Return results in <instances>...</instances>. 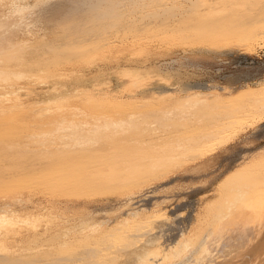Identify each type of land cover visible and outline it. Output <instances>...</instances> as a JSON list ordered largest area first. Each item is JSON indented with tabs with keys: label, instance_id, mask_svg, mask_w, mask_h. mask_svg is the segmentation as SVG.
<instances>
[{
	"label": "rangeland",
	"instance_id": "374dc122",
	"mask_svg": "<svg viewBox=\"0 0 264 264\" xmlns=\"http://www.w3.org/2000/svg\"><path fill=\"white\" fill-rule=\"evenodd\" d=\"M25 2L0 0V37L13 43L7 53L0 51V139L8 140H0L5 150L0 162L8 160L17 172L28 170L32 176L60 160L41 149L14 156L31 143H47L50 148L51 142L63 148L72 145L71 136L87 139L97 131L127 136L126 125L135 128L134 122L154 127L173 119L204 121L212 104L237 100L247 88L252 96L245 101L264 98V3L216 17L135 15L115 30L117 17L101 20L88 4L51 12L40 6L20 8ZM109 24L108 35L101 33ZM12 47L14 53L9 51ZM140 112L144 114L133 117ZM154 113L159 117L152 119ZM244 125L233 140L205 156L118 190L79 187L60 192L52 187L53 180L0 183V216L5 217L0 222V264L13 259L46 264L66 241L73 245L66 247L71 254L105 236L110 239L127 219L152 214L166 213L178 228L152 248L156 261L148 258L147 264L165 263L184 236L197 243L206 234L219 233L229 207L233 203V210L240 207L239 188L264 170V119ZM26 133L30 140H25ZM10 150L12 157L7 156ZM252 193H245V199ZM263 223L255 228L260 243ZM49 254L51 259L44 263ZM57 255L54 259L61 258ZM132 259L118 264H131ZM170 259L166 264L181 261Z\"/></svg>",
	"mask_w": 264,
	"mask_h": 264
},
{
	"label": "bare ground",
	"instance_id": "6f19581e",
	"mask_svg": "<svg viewBox=\"0 0 264 264\" xmlns=\"http://www.w3.org/2000/svg\"><path fill=\"white\" fill-rule=\"evenodd\" d=\"M17 1L20 3L23 0ZM80 2L93 7L97 17L101 20L109 21L117 17L118 21L114 24L115 27L122 24L126 17L135 15H142L147 19H152L154 17L174 19L179 16L216 17L224 13L235 15L256 4L264 3V0H28V2L21 4L20 8L40 6L44 11L48 9L51 11L59 7L60 11L63 12L61 8L70 7L74 9ZM67 12L69 13L70 11ZM136 21L138 20L136 19ZM110 26L112 25L109 24L104 26L101 33L109 31L108 27ZM117 31L120 32L119 30ZM106 35L108 34L106 33ZM94 39L95 38H93V40ZM12 45L13 43L10 38L0 37L1 54L7 53L8 48ZM9 51L14 53V48L9 49ZM1 72L2 71H0V73ZM252 93H254L253 89ZM250 94L251 90L247 88L237 100L234 99L232 102L223 104H214V106L212 104V112H209L208 116H206V112L204 117H202L205 120L200 122L192 119V121L189 119H173L174 121H169L170 123H156L157 125L154 127H142L140 122H134L133 124L137 126L135 128H130L133 125H126L127 128H125V130H129L131 134L128 132L129 135L127 134V136H125L126 133L124 134V132H122V135L124 134L123 137L125 136L123 140H121L122 135H120L121 137L115 136V133L119 135L117 131H97L94 137L87 139H82L80 135L71 136L72 138L69 143H72V145L68 147L63 146V148H59L61 146L60 144L52 146L51 142H48L50 143V148L45 146L47 143L42 145L31 143L25 150L24 147L18 149L14 156H19L21 153L23 154V152L41 149L47 156L56 154L60 160L52 163V165H50L51 167L42 168L39 173H35L32 176L27 175L26 172H28V170L17 172L18 169L14 166L11 167L7 162L8 160H4L5 162H0V164H2L0 166V183L3 184L1 186L8 185L4 184V182L15 185L19 183L38 184V182H51L53 180V182H51L53 184L52 187H54L55 191L60 192H67L79 187L94 190H118L139 181L146 180L149 177L160 175L172 169L170 167L183 164V162L185 163L189 159L205 156L206 153L212 151V149L214 150L216 146L223 143L226 144V142L235 137L243 128L242 126L247 124L250 120L258 121L264 119V98L256 101L253 99L245 101L244 98L248 97ZM250 96H252V94ZM210 110L211 109L208 111ZM210 113L212 114L209 115ZM133 114L131 113L128 116H133ZM141 114L144 113L140 112L137 116L133 117H140ZM154 114L152 115V119L159 117L158 113ZM147 115L148 113L145 116ZM185 115L187 116V114ZM185 115H183V117ZM128 116L126 115V117ZM126 117L122 116V118ZM166 128L168 131H166ZM159 129L163 130L165 133L161 132ZM32 130H36V127H33ZM158 130L161 133H158ZM175 132L177 133L175 134ZM4 135L6 136V134ZM1 136L3 135L1 134L0 138ZM25 136V140H30L29 133L28 136L27 133ZM236 136H238V134ZM119 137L121 138L120 140ZM89 139H92L94 142L88 143L90 141ZM3 140L8 141L5 138ZM0 143L2 144L4 142ZM1 148L0 155L5 151L2 150L4 148ZM65 149L67 152L63 151ZM9 152L10 154L7 156L12 157V150ZM64 152H66L65 156L61 157L59 154ZM0 161L3 160L0 159ZM250 190L253 191L252 197L246 200L245 193ZM237 201L240 202V207L233 210V207H236V203H233L229 207L225 222L219 233L206 234L197 243L191 238L184 236L185 239L179 240L176 248L166 255L168 259L164 261L165 263L163 264H166L172 257L181 258V261L175 264H264V241L260 243L257 240L260 238V234H257L260 231L258 230L256 231L257 233L255 232V228L264 221V170L247 181L244 187L239 188ZM3 216L4 215L0 216V222L5 219ZM172 221L170 216L166 213L152 214L142 220L127 219L125 227L119 229V232L113 233L110 239L105 236L93 245L80 247L71 254L68 253L66 247L71 245V248L73 245L69 243L70 241H66L63 243L64 246H61L56 252L61 258L54 259L58 257V255L56 254V256H53L49 254L47 258L43 256L44 260L43 258L42 260L45 263V259L49 261L51 257H54L52 262H47L46 264H118L123 258L132 259L136 257L131 260V264L139 260L142 261L143 264H147L148 258L151 262L156 259L152 248L159 244L161 239L168 235V232L178 228V225ZM258 223L259 225H257ZM261 229L262 228H260V230ZM99 234L101 235V233ZM256 237L259 238L256 239ZM255 239L258 245H254ZM240 241L244 242L241 243ZM202 246L204 251L200 253L199 248ZM40 257H42V255H40ZM29 260V262L32 263L31 259ZM24 262L21 259H13L9 260L8 264H28V262ZM36 262L38 263V261Z\"/></svg>",
	"mask_w": 264,
	"mask_h": 264
}]
</instances>
